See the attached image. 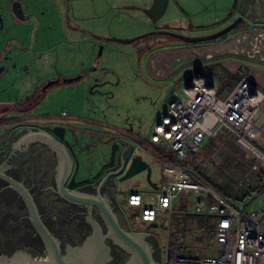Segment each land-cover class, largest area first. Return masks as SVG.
<instances>
[{
	"label": "rangeland",
	"instance_id": "obj_1",
	"mask_svg": "<svg viewBox=\"0 0 264 264\" xmlns=\"http://www.w3.org/2000/svg\"><path fill=\"white\" fill-rule=\"evenodd\" d=\"M29 1L26 18L21 24L16 22L24 25L26 32L15 35L16 38L9 35L5 41L7 51L1 59L8 68L0 66V101L13 98L17 109L35 99L39 87L58 79L42 93L40 104L30 115L41 120L60 118L86 129L87 134L76 132L80 142L90 146L80 154L78 176L96 171L99 161L109 156L113 142L111 138L100 141L103 133L117 140L120 138L116 135L122 134L145 145L150 127L168 107L169 97L183 94L181 81L188 73L187 67L159 77L151 73L148 64L152 56L168 53L175 44L190 46L193 42L155 32L207 36L242 17L245 4L242 0H168L163 14L155 19L148 13L154 0ZM244 24L245 17H242L230 31ZM128 39L134 40L124 42ZM5 67L7 70H2ZM214 68H204V71L217 85L219 96L225 97L235 84V77ZM77 75L81 77L72 82L63 81ZM62 111L66 115L62 116ZM21 113L16 110L12 115L21 117ZM205 141L200 152L205 165L200 169L214 182L222 179L221 183L226 185L224 191L233 193L236 190L230 184L232 177L242 178L252 158L244 151H240L239 158L234 156L239 148L228 133L209 139L206 136ZM132 154L141 155L149 163L151 182L161 183L160 163L137 147ZM113 178L116 203L128 220L127 192L148 191L152 187L145 171L123 181H119V175ZM250 180L252 185L255 175ZM173 210L162 226L129 223L138 226L134 233L155 237L161 258L165 245L170 253L177 255H213L214 218L191 213L190 207L179 199L174 200ZM210 226L213 231L208 230Z\"/></svg>",
	"mask_w": 264,
	"mask_h": 264
},
{
	"label": "built area",
	"instance_id": "obj_2",
	"mask_svg": "<svg viewBox=\"0 0 264 264\" xmlns=\"http://www.w3.org/2000/svg\"><path fill=\"white\" fill-rule=\"evenodd\" d=\"M210 80L205 73L194 72L183 78V94H174V101L153 122L145 145L116 135L160 163L161 183L148 191L127 192L128 221L165 225L179 199L191 213L214 218L215 252L177 255L165 245L162 264H264V119H259L264 91L242 75L221 97ZM225 133L239 148L235 157L244 151L252 158L242 178L232 177L233 193L224 191L222 179L214 182L200 169L205 165L200 152L206 136Z\"/></svg>",
	"mask_w": 264,
	"mask_h": 264
},
{
	"label": "flooded vegetation",
	"instance_id": "obj_3",
	"mask_svg": "<svg viewBox=\"0 0 264 264\" xmlns=\"http://www.w3.org/2000/svg\"><path fill=\"white\" fill-rule=\"evenodd\" d=\"M162 31L155 34L175 38L169 34L170 32ZM46 88L39 87L35 99L24 103L22 107H17L16 110H22L21 117L12 116L9 119L0 117L3 124L0 128V257L11 258L18 251H23L33 259H49V241L41 232V225L53 238L62 254L69 248L80 245L98 227L108 247V257L103 264H124L132 253L115 235H110L109 224L99 208L95 204L70 200L60 192L57 186L59 167L57 152L43 139L20 140L29 131H42L51 135L65 148L66 158L64 156L63 158L68 163L65 174L67 189L93 196L99 195L107 202L121 228L137 232L138 226L133 227L119 210L115 200L116 184L109 171L106 172L107 167L94 177L109 160L110 153L106 160L99 161L96 171L78 176L80 154L84 150L88 151L90 146L80 142L76 132L87 134L86 129L60 118L49 117L41 120L30 115L40 104L39 100ZM55 126L64 128L63 139L49 131ZM103 135L100 136V141L111 138L112 142L121 141L124 144V153L129 149L125 140H117L105 133ZM87 178L88 182L68 187L71 179L72 183H75ZM28 195L34 207H31L27 200ZM147 239L149 240L148 237ZM150 245L152 258L161 262L158 243L152 240Z\"/></svg>",
	"mask_w": 264,
	"mask_h": 264
},
{
	"label": "water",
	"instance_id": "obj_4",
	"mask_svg": "<svg viewBox=\"0 0 264 264\" xmlns=\"http://www.w3.org/2000/svg\"><path fill=\"white\" fill-rule=\"evenodd\" d=\"M167 4L168 0H154L152 7L148 10L149 15L157 19L165 11ZM11 13L17 20H24L26 18L20 0H13L11 2ZM240 20L241 17L237 18L222 30L207 36L189 37L173 32H170L169 34L184 42H203L227 33L233 27H235L240 22ZM133 40L134 39H128L124 42L129 43ZM194 73H203V71L198 70ZM80 77V75H77L75 77L64 78L63 81L72 82ZM57 82L58 79L48 81L45 85H43V89ZM209 82L212 83V80H210ZM174 99L175 95L172 94L168 99V104H171ZM49 131L58 138L63 139V127L55 126L50 128ZM35 138L45 140L48 144L51 145V147L57 152V155L59 156L57 186L60 192L70 200L85 202L87 204H95L102 212L103 216L109 224L110 235H115L119 242L127 247V249L132 253L131 257L127 259L124 264H161V262H157L156 260H154L150 254L151 241L155 240V237L153 235L148 233H134L121 228L109 205L99 195L93 196L85 193H80L78 191H69L67 189V187L65 186V174L67 172L68 163H66L67 160L65 159L64 161L63 158V156L66 158V152L62 144L55 141L53 137H51V135H49L48 133L42 131H29L28 133L23 135L20 140L24 141ZM127 146L130 147V144L127 143ZM123 151L124 144L121 141L113 142L110 149L109 160L100 168V170L94 175V177L98 176L102 172L104 167H107L106 172L109 171V174H111L112 177L119 175V181H123L139 172L145 171L148 183H150L151 187L155 188L156 184L154 182H151L150 180L151 168L149 163L144 160L141 155H133V147H130L126 153H124ZM122 159L124 160L122 161ZM88 181L89 179L87 178L72 183L71 179V181L68 183V187H73L74 185H78ZM27 200L31 204V207H34V204L32 203L29 195ZM36 220H38L37 217ZM37 223L38 225L41 224L39 221ZM156 226L157 225L155 223L149 224V227ZM41 232L44 233V235L47 237V240L49 241V259H33V257L28 253L18 251V253L11 258L7 256H1L0 264H103L104 261L107 260L108 247L104 242V235L101 233L98 227H96L95 232L91 236H88L80 245L69 248L65 254H62L60 252L55 241L42 225ZM147 237L149 238V240L147 239Z\"/></svg>",
	"mask_w": 264,
	"mask_h": 264
},
{
	"label": "crops",
	"instance_id": "obj_5",
	"mask_svg": "<svg viewBox=\"0 0 264 264\" xmlns=\"http://www.w3.org/2000/svg\"><path fill=\"white\" fill-rule=\"evenodd\" d=\"M12 1L0 0V66L5 65L7 68L5 60L1 59V55L7 51L6 38L9 35L16 38L15 35L26 32L24 25H18L22 20H17L11 13ZM20 2L26 14V7L29 6L30 1L20 0ZM242 3H245L242 16L245 17L244 26L234 29L214 41L193 43L190 46L175 44V47L170 48L168 53L152 56L148 69L152 74L164 77L168 76L171 71L184 66L189 69L185 78L198 70H202L207 75L204 68L215 67L222 72L232 73L236 82L242 75H246L264 91V0L261 2L242 0ZM16 22L19 23L16 24ZM16 28H19L18 32ZM6 67L2 70L6 71ZM13 100L11 98V100L0 101V117L9 119L13 116L12 114L16 111ZM8 105L11 107L8 108ZM259 119H264V105H262ZM130 147H132L131 144Z\"/></svg>",
	"mask_w": 264,
	"mask_h": 264
},
{
	"label": "trees",
	"instance_id": "obj_6",
	"mask_svg": "<svg viewBox=\"0 0 264 264\" xmlns=\"http://www.w3.org/2000/svg\"><path fill=\"white\" fill-rule=\"evenodd\" d=\"M234 82H236V81H234ZM158 154L161 156V157H165V155L163 154V153H161V152H158ZM205 217H207V216H205ZM205 224H207V223H205ZM208 230H211V231H213V229H212V227L210 226L209 228H208ZM215 231V230H214Z\"/></svg>",
	"mask_w": 264,
	"mask_h": 264
}]
</instances>
